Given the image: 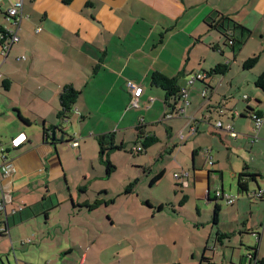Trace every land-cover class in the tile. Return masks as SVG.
<instances>
[{
  "label": "crops",
  "instance_id": "1",
  "mask_svg": "<svg viewBox=\"0 0 264 264\" xmlns=\"http://www.w3.org/2000/svg\"><path fill=\"white\" fill-rule=\"evenodd\" d=\"M14 1L0 0V31L14 26L6 14ZM22 11L14 26L20 39L5 56L0 35V201L5 200L8 211L7 219L0 216V225L8 230L0 235V264H33V258L39 263L69 264L67 255L63 256L66 246L40 249L47 235L32 234L34 219L45 214L50 222L59 215L62 229L74 231L72 236L84 233L87 222L80 218L95 214V208H88L93 200L86 194L105 176L100 171L96 174L97 163H102L98 138L110 135L115 144L127 149L128 136L133 134L137 140L139 127L144 134L159 138L151 150L143 152L141 163L152 165L172 158L170 172L173 168L174 174L188 171L183 183L174 177L175 185L193 193L200 213L209 204L219 206L222 215H230L227 222L219 213L217 224L219 232L230 236L222 241L216 236L214 244L207 242L208 249L205 246L201 253L197 246L191 252L193 264H202V255L225 264L215 252L216 244L232 242L235 231L242 243L257 246L258 257H264V197L247 195L264 189V122L256 131L249 113L264 112V89L256 84L264 73V0H23ZM212 17H230L241 25L236 30L228 26L235 40L244 39L238 50L233 51L225 36L231 52L219 45L224 34L210 26ZM206 33L212 35L204 38ZM255 54L259 55L257 64L245 69L244 60ZM223 63L229 66L225 73L189 84L191 74ZM154 71L177 77L180 88L188 90L189 102L182 96L177 104L180 111L167 119H163L168 112L165 91L150 83ZM130 82L143 87L135 109H143L147 120L143 116L135 120L131 113ZM68 84L80 95L65 121L58 113L60 92ZM205 89L206 98L201 95ZM219 108L225 112L220 114ZM142 119L145 123L140 125ZM218 120L231 123L237 136L218 129ZM193 126L195 133L190 132ZM53 129L57 138L64 136L63 141L52 142ZM21 132L27 134V141L19 148L11 147V139ZM72 139H78L79 145L72 146ZM114 152L109 155L111 161ZM3 164L12 165L9 173L1 170ZM167 170L163 164L152 179ZM241 174L247 185L243 191L238 186ZM251 174L256 178H250ZM97 187L99 194H109L105 186ZM217 189L240 195L228 205L224 199H214ZM20 206L22 210L13 213ZM107 225H116V220L111 217ZM151 240L164 242L165 236ZM19 241L22 245L35 241L39 246L22 248ZM126 241L134 248H122L121 263L127 257L131 264H148L128 232L118 242ZM249 250L245 255L239 252V258L235 250L228 251L229 264H249V260L254 264ZM87 259L88 251L75 264ZM179 264H183L182 257Z\"/></svg>",
  "mask_w": 264,
  "mask_h": 264
},
{
  "label": "rangeland",
  "instance_id": "2",
  "mask_svg": "<svg viewBox=\"0 0 264 264\" xmlns=\"http://www.w3.org/2000/svg\"><path fill=\"white\" fill-rule=\"evenodd\" d=\"M209 35L212 34L206 33L204 38H208ZM223 39H225L224 35L219 45L231 52V47ZM236 49L238 50L237 46ZM131 113L135 120L141 116L147 120L143 109L132 108ZM148 121L151 122L150 119ZM128 138L130 149L127 147V149L117 150L113 154L115 162L112 161L117 166L114 172L109 174L106 166L100 162L97 163L99 168H96V174L100 171L105 176L104 180L95 182L94 187L86 194L97 206L93 210L95 214H92L91 217L80 218L87 222L83 224L84 230L82 231L84 233H75L72 236L71 233L74 231L65 229V227L62 229L59 215L56 216V221L51 218V221L48 222L45 214H41L34 219L32 234L44 232L47 235L40 241L43 244L40 246L42 250H56L66 246L67 249H65L63 256L67 255L69 264L79 262L82 254L87 251L88 259L84 264H120L123 255L122 248H128V251L134 248L131 247L130 242L126 241L123 244L118 242L127 232L138 243V252H141L143 256L145 255L144 258L148 260V264H179L181 257L183 264L189 262L193 264L192 250L199 246L198 249L201 253L202 248L204 249L208 244L213 245L216 239L218 229L213 222L214 207L209 204L206 207L203 206L200 213L198 211L199 201L195 200L193 193L188 192L187 187L182 189L175 185V168L171 172L169 171L170 166L174 167V160L172 158L169 160L160 159L152 165H149L150 163L144 165L141 161L146 153L131 152L136 138L133 134L129 135ZM157 145L155 144L153 148L156 149ZM151 149L152 147L148 151ZM163 164L167 166L168 170L159 181L152 185V177ZM144 166H146V173L143 170ZM136 178L138 179L137 185L131 193H127L128 184L135 181ZM97 186H105L107 190L109 189V194L103 192L99 194ZM184 194L187 195V199L181 204ZM101 196L109 198L107 199L108 202L102 200ZM79 198L80 196L77 197V199ZM98 202L99 204H97ZM147 202L152 203V206L148 205ZM160 203H163V210L158 211ZM220 216L227 222L229 221L230 215L228 213ZM109 217L116 220V225H107ZM262 220L261 224H264V216ZM105 225L107 229H104ZM89 228L91 229L89 230ZM261 228L260 226L258 229ZM258 232L261 233V230ZM159 235L165 236L164 242L158 243L157 240H151ZM240 237L239 231H235V239L232 242H226V245L216 244L218 249L215 252L220 261L224 260L225 264H229L230 254L228 251L231 253L235 250V258H239V252L245 255L248 253V247L254 246L248 245V241L242 243ZM247 238L246 236L245 240ZM19 244L22 248L28 245H32V248L39 246V243L35 241L28 245H22L19 241ZM207 253L210 251L207 250ZM195 259L197 260V258ZM35 260L36 258H33L31 263L45 264L42 260L40 263ZM140 261L144 263L145 259ZM121 264L131 263L125 257Z\"/></svg>",
  "mask_w": 264,
  "mask_h": 264
},
{
  "label": "trees",
  "instance_id": "3",
  "mask_svg": "<svg viewBox=\"0 0 264 264\" xmlns=\"http://www.w3.org/2000/svg\"><path fill=\"white\" fill-rule=\"evenodd\" d=\"M209 24H210V26L217 28L218 30H220V32H222V34H224V36L227 38L229 43H231V47L233 48V51H235L236 46L239 49V47L244 43V39L243 40L242 39H239V40L236 39L235 40L233 38V36H231V33L228 32L229 27L232 28V30H236L237 28H241L240 27L241 25L238 24L233 19H231L230 17H220V18L212 17L209 21ZM258 60H259V55L255 54V55L247 58L246 60H244L242 65L245 69H251L257 64ZM97 68H98V66L96 67V69ZM228 68H229V66L226 63L218 64L214 68L210 69L207 72H199V73H204L205 77L203 79H197V80H201V81L205 82V80L209 76H211L212 74H215V73L223 74L228 70ZM195 74H198V73H195ZM197 80H195V81H197ZM150 83H151V85L160 87L165 91L164 106L167 108L168 112L164 115L163 119H167L165 117L167 114H172V116H173L175 113H178L180 111V109L177 107V104H179V102L182 100V96H183L182 89L180 88V86L178 84V78L177 77H169L168 75H166L160 71H154L151 74ZM193 83H189V84H193ZM256 84L259 87L264 89V73H262L260 76H258V78L256 79ZM205 90H206L205 95H202L204 90L201 91V95L204 98L207 97V89H205ZM79 95H80V91L78 89H76L72 84H68V85L64 86V88L60 92V100H61V107H62L58 113V116L60 118L64 119L65 121L69 120L70 114L73 111V107H74ZM132 99H133V96H132ZM132 99H131V101H132ZM130 105H131V107H134V106H132L131 102H130ZM134 108H136V107H134ZM222 109L224 110L223 111V113H224L225 109L224 108H222ZM223 113H220V114H223ZM249 113H251V112H249ZM140 123H141L140 125H142V123L144 124L145 123L144 119H142ZM196 129H197V127H196ZM138 130H139V132H138L137 140L135 141V145L133 146V148L130 150L131 152L136 153V154L145 152L154 143L159 141V138L155 135L144 134L142 132L141 127H139ZM106 138H108L109 141L105 142ZM98 139L100 142V160L102 161V163L105 164L107 172L109 174H111L112 172H114L117 169V166L111 161V159L109 158V155L116 150H125V146L123 144H120V145L115 144V142L113 141V137L110 135L100 136ZM72 140H74V139H72ZM71 141H70V143H71ZM10 146L13 147L11 144V141H10ZM13 148H19V147H13ZM135 148H140V149L136 150ZM164 174H165L164 171H161L160 173H158L151 180V184H155L157 181H159L164 176ZM242 176H243V174H241V176L239 177L238 186H239L240 190L243 191V190H247L246 189L247 185L245 182L242 181ZM255 176H256V174H251L250 178L252 177L253 179H255L256 178ZM136 183H137V180H135L134 182L130 183L127 186V188H126L127 193L132 192ZM186 199H187V197L185 195L182 199L181 204H183L186 201ZM97 204H99V202ZM147 204L150 205L149 202H147ZM86 205H88V204H86ZM228 205H231V204H228ZM96 206H97L96 204L88 205V208L93 209ZM162 208H163V205H160L158 207L159 210H161ZM214 209L215 210H214L213 222H214V224L217 225L219 222L220 208H219V206L216 205V207ZM229 236L230 235H228V234H223V233L217 231V238L219 239V241H222V238L229 237ZM248 248L252 251L251 253H253L251 255L253 257H255L254 264H264V257H258V255H257L258 247L257 246H254V247L249 246ZM206 249H208L207 246L205 247V250ZM200 261L202 264H216L215 262L212 261L211 258L206 257L205 255H202ZM249 264H252L251 260H249Z\"/></svg>",
  "mask_w": 264,
  "mask_h": 264
},
{
  "label": "built area",
  "instance_id": "4",
  "mask_svg": "<svg viewBox=\"0 0 264 264\" xmlns=\"http://www.w3.org/2000/svg\"><path fill=\"white\" fill-rule=\"evenodd\" d=\"M22 9H23V0L14 1L7 8L6 14H7L9 19H12L14 26H16V27L19 23L18 18L22 14ZM14 26L9 31H7V30H1L0 31V35L4 39V43L2 44V48H3L2 55L3 56L7 55L9 49L11 48V45L14 42H18L20 39L17 28H14ZM38 30H40V29H38ZM204 77H205L204 73L191 74L189 76V83H193L195 80L203 79ZM129 87L131 88L132 94H133V99L131 101V104H132V106L137 108L140 106L139 97L141 96V94L143 92V88L139 85H136L135 83H132V82L129 83ZM182 94H183V97L187 100L188 91L186 89H183ZM205 94H206V90L203 91L202 95H205ZM187 102H189V101L187 100ZM218 110L220 113H223V111H224L222 108H219ZM263 115H264V112L259 113V112L252 111L250 113V117L252 118V120L254 122V126H255L256 131H258L263 125V122H264V116ZM165 117L170 118V117H172V114H167ZM216 127L218 129H221V130L224 129V130L228 131L234 137L237 136V133L235 132L233 125L231 123L224 125L222 120H218L216 122ZM196 130H197L196 127L193 126V127H191L190 132L195 133ZM27 139H28L27 134L25 132H21V133L17 134L15 137H13V139L11 140V144L13 147H20L27 141ZM71 145L72 146H78L79 140L78 139L72 140ZM135 149L137 150L140 148H135ZM209 163L213 164L212 157H210ZM11 168H12L11 164H3L1 166V170L6 174L9 173ZM186 176H188V171H186V170H182L180 173L174 174V177L176 179H180L182 181V183L184 182V178ZM0 193L3 194V189L1 188V186H0ZM239 195H240L239 193L230 194V193L225 192L222 189H217L214 193V199H216V200H219V199L223 200L224 199L227 204H233L238 199ZM247 195L249 197H254V198L264 197V189L260 188V189L254 190V191H248ZM22 208L23 207L20 206V208H18V209H13V213H16L18 210H22ZM0 216H3V219H7V217H8V211L6 209V202L4 199H2L0 201ZM7 231L8 230L5 226L0 225V235L3 233H6ZM27 241H31V238H27ZM248 256L250 258L252 257L251 254H249Z\"/></svg>",
  "mask_w": 264,
  "mask_h": 264
},
{
  "label": "water",
  "instance_id": "5",
  "mask_svg": "<svg viewBox=\"0 0 264 264\" xmlns=\"http://www.w3.org/2000/svg\"><path fill=\"white\" fill-rule=\"evenodd\" d=\"M56 131H57L56 129H53L52 130V142H55V141H63L64 136H61L60 138H57ZM207 191H208V196H209L210 195V193H209V187H208Z\"/></svg>",
  "mask_w": 264,
  "mask_h": 264
}]
</instances>
